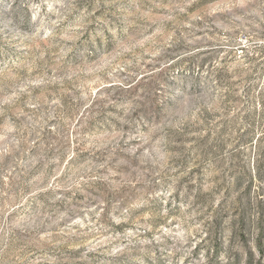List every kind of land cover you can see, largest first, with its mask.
Returning a JSON list of instances; mask_svg holds the SVG:
<instances>
[{
  "label": "rangeland",
  "instance_id": "374dc122",
  "mask_svg": "<svg viewBox=\"0 0 264 264\" xmlns=\"http://www.w3.org/2000/svg\"><path fill=\"white\" fill-rule=\"evenodd\" d=\"M0 264H264V0H0Z\"/></svg>",
  "mask_w": 264,
  "mask_h": 264
}]
</instances>
